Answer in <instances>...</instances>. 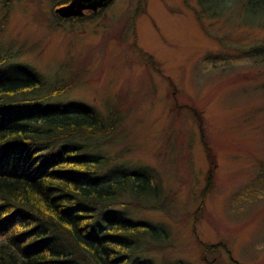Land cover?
<instances>
[{"label":"rangeland","instance_id":"rangeland-1","mask_svg":"<svg viewBox=\"0 0 264 264\" xmlns=\"http://www.w3.org/2000/svg\"><path fill=\"white\" fill-rule=\"evenodd\" d=\"M59 1L0 0V54L32 67L47 86H67L44 101L85 103L115 119L109 132L90 137L89 153L113 158L100 174L137 163L158 171L156 196L145 207L125 206V216L168 231L146 254L156 262L264 264V181L257 179L264 64L236 54L264 37L263 13L244 7L246 0L214 15L198 0H112L63 19L52 9ZM202 137L215 158L209 182ZM201 242L228 248L204 251Z\"/></svg>","mask_w":264,"mask_h":264},{"label":"trees","instance_id":"trees-1","mask_svg":"<svg viewBox=\"0 0 264 264\" xmlns=\"http://www.w3.org/2000/svg\"><path fill=\"white\" fill-rule=\"evenodd\" d=\"M234 1L198 0L212 15ZM245 5L264 16V0ZM236 50L264 64V37ZM9 58L0 54V264H190L183 258L154 261L146 251L165 242L166 227L125 216V206L145 207L159 192L158 171L137 163L111 165L102 175L113 158L88 152L90 137L109 132L115 119L85 103L44 101L67 86H47L32 67ZM202 143L209 182L215 158L204 137ZM257 179L264 181V160ZM119 204L123 210L115 208ZM201 244L204 251L228 248L224 242Z\"/></svg>","mask_w":264,"mask_h":264},{"label":"water","instance_id":"water-1","mask_svg":"<svg viewBox=\"0 0 264 264\" xmlns=\"http://www.w3.org/2000/svg\"><path fill=\"white\" fill-rule=\"evenodd\" d=\"M111 0H69L67 3L58 6L56 9L61 15L81 14L84 8L96 9Z\"/></svg>","mask_w":264,"mask_h":264},{"label":"flooded vegetation","instance_id":"flooded-vegetation-1","mask_svg":"<svg viewBox=\"0 0 264 264\" xmlns=\"http://www.w3.org/2000/svg\"><path fill=\"white\" fill-rule=\"evenodd\" d=\"M69 0H61V1H59L57 4H55L54 6H53V12L58 16V17H62L63 16V18L64 19H74V18H78V17H81V16H83V15H86V14H94V13H97L99 10H101L102 9V7H104V6H106L108 3H110L111 1H109L108 3H106V4H104V5H100V6H98L96 9H92V8H89V7H86V8H84V10H83V12L81 13V14H71V15H61V14H59L58 13V11H57V7L58 6H60V5H62V4H65V3H67Z\"/></svg>","mask_w":264,"mask_h":264}]
</instances>
